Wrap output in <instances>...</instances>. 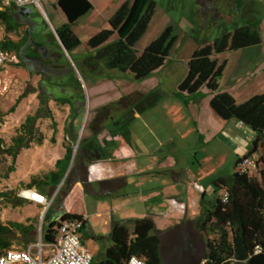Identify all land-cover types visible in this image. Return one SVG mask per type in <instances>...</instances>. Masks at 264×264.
I'll return each instance as SVG.
<instances>
[{
  "label": "trees",
  "instance_id": "trees-1",
  "mask_svg": "<svg viewBox=\"0 0 264 264\" xmlns=\"http://www.w3.org/2000/svg\"><path fill=\"white\" fill-rule=\"evenodd\" d=\"M93 6L90 0H57L53 7L44 8L58 40L67 51L85 85L95 83L98 79L112 80L114 73L125 75L133 82L139 81L164 65L175 43L170 27L162 30L140 53L134 50L135 44L145 34L155 13L156 4L153 0H118L107 18L108 28L91 36L84 46H81L74 33L76 23L92 10ZM32 15L26 19L31 18ZM39 19L45 28H48L43 18L39 17ZM22 20L18 8L11 3L8 8L0 10V24L3 25V31L0 32L2 51L5 54H20L21 51H26L29 43H32L33 46L44 47L48 53L52 52L58 56L68 70V60L53 33H49L48 39H40L35 38L34 33L28 30L16 42L6 39L5 34L13 33L25 24ZM258 44H260L259 35L247 27L224 32L219 38L198 46L192 52L187 61L186 75L177 86L176 94L187 96L205 88L210 93L208 108L211 113L221 121L234 120L252 131L254 139L249 154L254 153L257 148L263 151L259 161L262 167L258 177L238 171H234L229 176H218L211 183L216 194L214 201L209 203L201 199V211L196 225L204 246L202 264H264V93L237 104L230 94L218 92V80L222 76L224 63H219L216 58L218 55L238 52ZM30 57L36 58L33 54ZM59 65L54 66L60 67ZM71 78L68 79L66 73L55 80L49 78L47 83L42 84L50 89L54 87L59 94L55 96L56 91H50L48 88L47 91L50 92L48 95L41 94L44 109L40 107L33 114L25 117L16 134L11 138L10 146L7 148L0 146V156L8 155L14 162L22 148H29L32 143H42L43 137L38 133L35 124L38 119L51 118L47 108L49 100L68 105V118L63 133L64 137L69 138L74 145L77 133L73 129V120L83 111L85 96L78 78L74 75ZM68 83L71 84L70 87ZM33 91L22 92L8 112H13L19 102ZM50 94L55 98H51ZM148 95L149 93L143 91H135L121 97L116 103L120 105L124 102L120 120L106 131L110 134L113 132L118 134V128L115 126L139 113L144 108ZM111 108L103 107L104 118L112 116L109 114ZM93 125L92 122L85 126L76 153L77 156L82 152L91 162L105 158L103 148L96 138L99 131H92L95 130ZM89 130L93 134L87 139L85 133ZM55 131L53 128V134L49 138L50 143L55 142ZM71 155L72 146L67 145L63 158L56 161L54 170L40 179H31L28 188L35 186L40 194L55 190L67 170ZM11 171L13 166L8 169V173ZM66 191L64 185L58 190L61 196ZM10 194V192H1L0 199H7L12 206L19 205L20 199L10 200ZM223 194L226 195L225 199H222ZM47 211L43 215V244H51L55 241L60 222L66 219L81 220L77 215L63 214L57 222L44 223ZM31 223L33 222L26 221V224L0 222V253L10 249L16 233L24 236L23 249L32 243L34 227ZM130 224L131 228L127 225L112 228L109 235L112 245L106 250L105 259L93 264H125L130 256L141 258L144 264H162L160 239L152 220L136 219Z\"/></svg>",
  "mask_w": 264,
  "mask_h": 264
},
{
  "label": "rangeland",
  "instance_id": "rangeland-1",
  "mask_svg": "<svg viewBox=\"0 0 264 264\" xmlns=\"http://www.w3.org/2000/svg\"><path fill=\"white\" fill-rule=\"evenodd\" d=\"M155 1L157 3L156 18L148 32L135 44L134 50L140 53L153 40L155 29L165 20L173 29L172 36H175V43L164 66L142 80L133 82L125 75L114 73L112 74V80L103 81L98 79L95 83L91 82L85 85L75 66L73 68L69 61L67 70L62 64V59H59L52 52H49V54L44 47L33 46L32 43H29L26 51H21L20 54H6L5 61L0 69L2 80L0 90V139L4 145L10 144V139L16 134L19 125L27 115L33 114L40 107L44 109L42 108L44 102L41 94L48 95L50 92L47 91L48 87L42 84L47 83L49 78L55 80L58 76L66 73H68V79H72L73 75L78 78L84 91L85 107L73 120L76 130L80 129L86 111L87 116L83 130L88 123L94 122L95 119L96 127L98 128L103 126L104 129H109L111 126L116 125L120 120L124 102L120 105H116V103L120 101L121 97L135 93V91L145 90L149 95L144 108L124 123H119L115 126L118 128V134L122 139L121 142L126 146L131 145L138 160L143 158L153 162L160 158H166L169 161L176 160L178 165L177 167H171V171L183 172L186 175V181L191 180L193 182L192 188L200 193L205 190V195L208 197L212 180L218 176H229L233 173L237 155L244 154L251 147V140L244 136L246 134L245 131L235 126L233 127L237 129V132L230 133L232 134L230 145L225 144L218 137L207 140V133L195 127L191 122L190 114L185 110L184 102L177 99L174 93L177 92L178 84L186 75L187 61L193 50L206 42H212L219 38L223 32H232L234 24L240 27H247L249 25L247 16H250V14L259 20L260 32L258 31L257 34L262 45L260 53L264 54V0H237L246 9L243 16L234 15L230 6L231 1L236 0H218L213 7L208 9L200 5L197 6L196 0ZM41 3V8H43L42 5L44 6L45 2L42 0ZM41 15L40 9L36 8L33 16L34 20H38ZM40 29H42L43 35L35 38L48 39L51 32L49 27L45 28L43 22H41ZM23 34L24 27L21 26L15 32L9 33L6 38L16 42ZM77 38L81 46H84L88 35L85 32H78ZM32 54L36 57L35 59L30 57ZM239 55L241 54L237 56L232 54L228 61L240 59ZM216 58L221 63L226 60V54L218 55ZM53 64H60V67H55ZM226 80V78L222 79L218 83V92L228 90L225 83ZM70 85L68 83V87ZM48 89L56 91L54 87ZM28 90L34 91L23 98L13 112H8L16 98L22 92ZM206 93V90H200L195 100L205 97ZM57 94L59 93L56 91L55 96ZM242 94L238 92L230 95L238 104V99ZM55 96L50 94L51 98H55ZM106 106L112 107L109 112L112 116L104 118L105 111L103 107ZM47 108L51 113V118L38 119L35 124L38 133L43 137L42 143L45 147L41 150L45 152L56 149V145L50 146L47 144L53 134V128L56 130L54 138L58 141L57 146L59 147L57 148L60 149L61 147L63 149L68 143L63 133V127L68 118V105L57 104L55 101L49 100ZM226 130L223 131L224 134H228ZM33 147L34 145H31V151L35 150ZM74 148L73 145L72 149L74 150ZM262 154L261 148H257L253 153L256 169L250 172L249 175L252 177H258V172L262 167L259 163ZM36 160L38 170L35 174L40 175L49 166L46 163H42L44 160L40 156ZM10 164L11 159L9 157L5 158L3 165L0 166V171L5 172ZM32 174L33 171H27L26 179L22 181L17 177L16 172L11 173L7 180L0 182V189H2L3 185V188L11 190V198L18 197L21 191L27 190L26 184ZM16 210L14 206L0 202V221L15 220ZM43 210L45 209L42 205H36L34 208L35 217L33 218V223H31L34 227L32 234L34 241L25 248L36 245L39 242L43 243ZM181 232L178 230L171 233V235ZM23 239V235L16 233L10 248L22 250ZM176 247L177 254L188 251L187 246H183L181 243ZM172 253L174 252L171 249L169 258L172 257ZM170 261L172 264H176L179 262V258L176 257L174 259L172 257Z\"/></svg>",
  "mask_w": 264,
  "mask_h": 264
},
{
  "label": "crops",
  "instance_id": "crops-1",
  "mask_svg": "<svg viewBox=\"0 0 264 264\" xmlns=\"http://www.w3.org/2000/svg\"><path fill=\"white\" fill-rule=\"evenodd\" d=\"M8 1L0 0V10L9 7ZM43 1L45 4L44 6L42 5V11L45 13L44 8L53 7L57 0ZM90 1L94 5L92 10L77 21L74 31L76 36L78 32L87 33L88 38L86 41L100 30L108 28L107 18L118 2V0ZM153 1L157 5L156 1ZM196 1L197 6L200 5L208 9L213 7L218 0ZM230 6L234 15L243 16L246 12V9L237 0L231 1ZM156 15L155 8V13L145 33L148 32ZM33 16L29 19H26L28 16H22L23 23H25L23 25L24 32L30 30L34 33V37L42 36V29H40L42 21L39 19L42 16H39L38 20H34ZM247 19L249 21L247 28L256 33L258 31L260 32L259 20L251 14L247 16ZM234 25L233 29L240 28V26ZM167 27H170L173 32L172 27L165 20L155 29L153 37H157ZM2 31L3 25L0 24V32ZM8 34H5V37ZM261 46L260 43L238 52L225 53L226 60L222 61L224 63V69L218 83L226 78L225 83L228 89L225 91L226 93L233 95L238 92L243 93L238 99V104L254 95L264 93V54L260 53ZM232 54H235V56L241 54L239 55L240 59H233V61L229 62L228 58ZM202 89L206 90L205 88ZM143 92L146 93L147 91L143 90ZM206 92V96L199 100H195L197 93L187 96L184 94H176L175 92L174 96L184 102L185 110L190 114L191 122L197 129H201V131L207 133V140L218 137L222 142L230 145V139L232 138V134L230 133H236V127L246 132L244 136L248 137L252 144L254 134L249 128L234 120L221 121L211 113L208 108L210 93L207 90ZM73 129L78 135L80 129L76 130L74 125ZM224 130L228 134H224ZM85 137L89 139L91 132L87 131ZM67 140L68 143L66 146L70 145L73 147V142L69 138ZM97 140L103 148L105 158L91 162L87 160L82 152L76 156V150L73 158L71 155L67 167L68 171L66 170L64 174L65 177L63 176L56 189L51 193L46 192L42 194L47 199H50L55 194L50 205L46 209L43 206L45 210H43L42 215L48 210L44 223L57 222L63 214L79 216L82 223L80 228L82 244L91 255V264H93L105 259L106 250L112 245L109 235L114 226L127 225L128 228H131L130 223L132 221L148 218L154 223L160 239L162 264H172L170 261L172 257L174 259L176 257L179 258V262L176 264H202L204 246L197 231L196 224L200 216L201 199L211 203L216 197L213 187L211 186L208 197L205 195V190L203 193H200L193 189V182L191 180L186 181V175L183 172L171 171V167H177L178 165L176 160L169 161L166 158H160L159 160H155V162L148 161L144 158L138 160L131 145L126 146L121 142L122 139L115 132L110 134L102 130L98 134ZM57 143L58 141L56 140L54 143L48 141L47 144L50 146L56 145V149L50 150L49 152L41 150L45 147L43 143H32L31 145H34L33 148L35 150L31 151V145L29 148H22L15 157L14 162L10 156L1 155L0 166L3 165L7 157L11 159V164L5 172L0 171V182L7 180L9 174L15 172L17 177L23 181L26 179V172L33 171L32 176L29 178L30 182L31 179H40L48 172L54 170L56 161L63 158L66 147L63 149L60 147L59 149L57 148L59 147ZM10 144L5 146L2 141L0 146L7 148ZM250 149L251 147L244 154L237 155L233 167L234 171H238L237 161L241 158L249 157L254 160L253 153L249 154ZM39 156L44 160L42 163H46L49 168L44 173L36 175L35 172L38 170L36 159ZM27 162L29 163L26 165ZM12 166L13 171L8 173V169ZM28 183L26 184L27 189L36 191L35 186L28 188ZM62 185L67 190L63 196H61V192H58ZM1 192H10L12 194L11 190L3 188V185L2 189H0ZM11 194L9 195L10 200H20L19 205L14 206L17 209L16 219L8 222H33V218L35 217L34 208L39 204L19 197L11 198ZM0 202L10 204L7 199H0ZM178 230L182 232L171 235V233L177 232ZM180 243L183 246H187L188 251L177 254L176 246H179ZM171 249L174 253L169 258Z\"/></svg>",
  "mask_w": 264,
  "mask_h": 264
},
{
  "label": "built area",
  "instance_id": "built-area-1",
  "mask_svg": "<svg viewBox=\"0 0 264 264\" xmlns=\"http://www.w3.org/2000/svg\"><path fill=\"white\" fill-rule=\"evenodd\" d=\"M16 8L33 6L41 8L42 0H9ZM5 53L1 49L0 37V69L5 61ZM2 80L0 77V90ZM240 173H250L256 169V162L249 157H243L237 163ZM55 195V194H54ZM54 195L47 199L35 190L27 189L18 194L19 198L33 201L45 207L50 205ZM226 195H222L225 199ZM81 220L66 219L60 222L55 241L51 244L39 242L23 250L7 249L0 253V264H91V255L84 248L80 236ZM125 264H144L141 258L130 256Z\"/></svg>",
  "mask_w": 264,
  "mask_h": 264
},
{
  "label": "water",
  "instance_id": "water-1",
  "mask_svg": "<svg viewBox=\"0 0 264 264\" xmlns=\"http://www.w3.org/2000/svg\"><path fill=\"white\" fill-rule=\"evenodd\" d=\"M35 10H36V7H33V6L22 7V8H20V9H18V13H19L20 15H22V16H29V15H32V14L35 12ZM41 13H42L41 16H42L44 22L48 25V27H49V29L51 30V32L53 33V35H54L56 41L58 42V44H59L61 50L63 51L65 57H66L67 60L70 62L71 66L74 68V65L72 64V61H71V59H70V57H69L67 51L64 49V47L62 46V44H61L60 41L58 40V38H57V36H56V34H55V32H54V30H53V28H52L50 22H49L48 19H47L46 14L44 13V11H41ZM86 99H87V98H86ZM86 101H87V100H86ZM86 116H87V111H86V113H85V117H84L83 123H82V125H81V128H80V131H79V134H78L77 140L75 141V144H74V147H75V148H74V151H73V154H72V158H73V156H74V154H75V152H76V150H77L78 143H79V140H80V137H81V134H82L83 128H84V123H85V121H86ZM67 171H68V169H67ZM64 177H65V176H64Z\"/></svg>",
  "mask_w": 264,
  "mask_h": 264
},
{
  "label": "flooded vegetation",
  "instance_id": "flooded-vegetation-1",
  "mask_svg": "<svg viewBox=\"0 0 264 264\" xmlns=\"http://www.w3.org/2000/svg\"><path fill=\"white\" fill-rule=\"evenodd\" d=\"M95 121H96V119H95ZM95 121L93 122V123H94L93 126H94V129H95V130H92V131H99V133H100V131H102V130H105V131H106V129H104L103 126H102L101 128L96 127V123H95ZM89 131L91 132V137H92L93 132H92L91 130H89ZM107 132H108V131H107ZM99 133H98V134H99ZM98 134H97V136H98ZM97 136H96V138H97ZM91 137H90V138H91Z\"/></svg>",
  "mask_w": 264,
  "mask_h": 264
}]
</instances>
